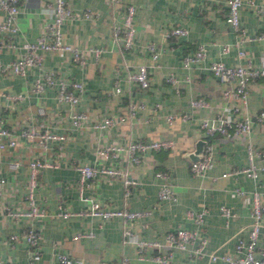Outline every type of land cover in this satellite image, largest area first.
<instances>
[{
  "label": "crops",
  "instance_id": "0c3cea01",
  "mask_svg": "<svg viewBox=\"0 0 264 264\" xmlns=\"http://www.w3.org/2000/svg\"><path fill=\"white\" fill-rule=\"evenodd\" d=\"M49 1L53 0L20 2L16 18L18 29L13 33L0 32V39L8 43L0 49L1 62L17 57L22 51V41L33 40L44 30L48 21L44 7ZM68 3L77 15L63 21L62 40L84 49L86 56L82 64L73 61L69 51L46 50L41 64L28 66L23 74L0 70V116L15 139L13 145L0 149V176L5 178L0 193V264H57L61 252L78 255L83 259L82 264H110L112 261L158 264L150 257L149 250L145 251L144 258H139L132 242L122 243V222L118 216L76 212L87 208L93 199L111 208L149 209V214L131 222L132 231L138 235L163 239L168 229L177 226L195 229L197 236L189 242V249L195 247L202 236L206 238L201 254L193 256L188 249L175 248L169 264H228L225 259H211L208 254L234 255L237 239L247 237L251 190L255 184L264 202V169L259 174V183L238 170L247 164L248 141L254 150L264 151V115L261 119L256 116L264 106V76H257L248 83V99L246 105H242L235 97L223 94L227 83L214 76L207 64L212 59H221L227 64L249 61L252 66L264 61V40L252 38L264 30V0H243L239 9L241 31H234L225 19L226 0H123L118 5L109 0H68ZM126 3L136 7L137 29L133 46L120 53L112 42V24L121 21ZM84 10L93 11L92 16L83 15ZM2 17L0 8V19ZM174 25L185 27L187 32L167 36L165 31ZM149 42L159 50L155 59L147 48ZM200 43L206 50L203 61L188 69L182 67V55ZM223 43L230 46L226 52L220 51ZM94 46L104 48L100 55L92 52ZM238 48L243 49V55L238 54ZM124 61L129 69H135L137 63H145L149 85L144 87L137 81L128 83ZM47 70L53 71L56 83L45 85L41 91H32L35 77ZM167 75L174 76L176 83H171ZM61 79L82 81L84 88L77 103L57 98V82ZM116 85L119 91H115ZM15 93L23 97L16 98ZM196 97H202L206 103L192 106L190 100ZM236 105L239 111L234 110ZM75 109L86 115L82 125L71 123L70 114ZM168 113L176 114L171 122L166 118ZM183 113L187 114L184 118ZM224 113L233 116L247 113L251 120L250 131L247 135H234L228 129L224 135L212 136L211 166L203 174L192 173L190 162L194 159V150L199 140L205 139L200 120ZM119 114L125 118L114 124L101 128L91 125L92 121L106 115ZM29 121L64 133L65 138L50 140L43 148L35 139L22 135L21 129ZM161 137L174 139V145L147 151L138 162L131 161L123 150L108 157L96 152L104 144ZM33 157L54 163L41 167L37 174L34 199L44 213L13 217L7 207H28L25 195L28 161ZM10 159L19 160V165L8 167ZM254 159L258 164L264 163L259 155ZM83 163L98 168L113 166L125 172L131 179L129 193H124L121 175L100 171L80 191L76 166ZM155 170L167 173V180L177 195L175 200L158 197L162 178L154 174ZM224 171L226 175H222ZM236 188L244 191L238 192ZM222 203L233 212L228 219L219 212ZM59 204L71 212L61 215ZM201 208L206 209L202 223L185 214L187 209ZM30 225L39 231L38 259L30 257L27 242L20 234ZM87 230L93 234L73 237ZM260 233L264 236V224ZM11 234L16 235L15 238L11 239ZM123 257L126 258L124 263L121 262Z\"/></svg>",
  "mask_w": 264,
  "mask_h": 264
},
{
  "label": "built area",
  "instance_id": "2783aa9c",
  "mask_svg": "<svg viewBox=\"0 0 264 264\" xmlns=\"http://www.w3.org/2000/svg\"><path fill=\"white\" fill-rule=\"evenodd\" d=\"M25 0H0V8L3 10V17L0 19V32L13 33L18 29L16 18L20 11V2ZM111 4L118 5L123 0H109ZM252 1V0H248ZM243 0H226V14L225 19L234 31H241L239 9ZM47 13L48 21L44 27V30L33 40H24L21 43L22 51L14 59L5 63L0 61V70L9 74H23L26 68L30 65H40L43 53L46 50H65L69 51L73 61L78 64H82L85 61V51L81 47L72 44L70 42L62 40V24L66 18L77 15L68 3V0H53L47 2L44 7ZM136 7L133 3H126L122 12L121 21L112 24V42L120 53L133 46V40L136 33V25L134 23V14ZM83 15L89 17L92 16L93 11L84 10ZM187 29L183 26L174 25L170 27L165 34L167 36L185 34ZM252 38L264 40V30L252 35ZM8 43L0 39V49L3 45ZM229 44L223 43L220 46L221 52L229 50ZM150 55L153 59L159 56V50L155 48L154 43H147ZM95 56L101 54L104 50L103 47L94 46L91 47ZM239 55H243L242 48H238ZM206 50L204 44H198L192 51L186 52L181 57V66L188 69L194 64H198L205 58ZM126 66V80L128 83L137 81L141 86H148L149 71L145 63L140 62L136 64L135 69H129L128 63L123 62ZM208 69L216 76L220 81H223L226 86L223 88V94L226 96H233L242 105H246L248 99V83L257 76H264V61L258 66H252L249 61L238 64H227L221 59H212L207 64ZM54 73L52 70L45 71L42 76L35 77L31 85V90L38 92L43 90L44 86L56 83L54 79ZM171 83L175 84L176 79L172 75L166 77ZM57 98L61 101H67L70 104L77 103L80 97V93L83 90V83L78 79L64 80L61 79L58 82ZM120 87L116 85L115 91H119ZM16 98H21V93L13 94ZM206 101L202 97H196L190 100L192 106L204 105ZM133 104L130 103V108H133ZM235 111H239V106H234ZM43 112V109H39ZM176 114L168 113L166 118L169 122L172 121ZM264 115V106L257 112V118L261 119ZM187 114L183 113L182 117H186ZM71 123L74 126H79L84 123L85 113L81 110H73L70 114ZM122 114L115 117L106 115L101 120L92 121L91 125L94 128H101L106 125L114 124L118 120L124 119ZM200 127L205 134V142L203 148L197 158H194L190 162V169L194 174H203L206 169L212 164V143L211 137L215 134L224 135L228 129L232 130L234 135H247L250 131L251 120L247 113L233 116L231 113L217 114L216 117L207 118L204 117L200 120ZM22 135L29 140L35 139L39 145L43 148L48 146L50 140H63L65 138L64 133H59L37 125L32 121H29L21 129ZM15 139L12 135L11 129L5 124L4 119L0 116V149L6 145H13ZM174 145V139L168 137L154 138V139H129L125 144H104L96 149V152L104 157L116 154L118 151H124L127 157L133 161L138 162L144 156L147 151L156 149H166ZM259 155L264 158L263 150H254L250 141L247 142V164L238 170L243 171L247 176L251 177L254 183H259V174L264 169V163H256L254 156ZM19 160H8V167L16 168L19 165ZM52 161L43 160L40 157H33L28 161V181L26 188V198L28 201V207L26 209H16L7 207V211L13 217L25 215L27 217L33 215H41L44 213L43 208L37 207L34 199L35 189L37 187V174L41 167L52 166ZM76 168L79 171L78 187L82 191L84 187L88 186L94 179L96 173L106 172L110 175H121L123 177L124 193H129V184L131 179L126 173L121 172L120 169L113 166L95 167L90 163L78 164ZM154 174L162 178V182L158 188L157 195L160 199L169 198L175 200L177 195L173 189L171 183L167 180V173L164 170H155ZM227 172H222V175H226ZM5 182V178L0 176V193L2 184ZM254 189L251 190V206H250V222L248 225L247 237H239L235 243L236 253L234 255L228 253H214L210 252L208 255L211 259L223 258L228 264H264V236L261 237V227L264 224V202L261 200L260 191L257 188V184ZM238 192H243L242 188H236ZM59 213L63 216H67L71 211L65 209L61 204L58 205ZM79 214L87 213L91 215H99L101 217L118 216L122 222V243L132 242L135 245V250L139 258H144V253L149 250L150 257L155 259L158 264H169L170 258L173 254V249H188L191 255L195 256L203 252V248L206 242L205 237H201L195 247L189 249V242L193 241L197 236V230L177 226L173 229H168L164 233L163 239L157 237H147L134 233L131 229V222L133 219L144 216L150 213L149 209H131L126 206L121 207H106L100 203V201L93 199L90 201V205L85 209L76 211ZM205 208L199 210L187 209L185 214L197 223H202L204 219ZM219 212L225 219H228L233 214L231 208L222 203L219 205ZM28 245V253L31 258L38 259L40 257L39 249V231L33 227L28 226L22 229L21 233ZM91 230L79 231L73 235V237L92 235ZM16 235L11 234L10 238H15ZM166 247V249L164 248ZM57 264H74L75 262L82 264L83 259L78 255L74 256L67 252H61L58 254ZM125 257L121 262L124 263ZM110 264H116L114 261ZM190 264H198L191 262Z\"/></svg>",
  "mask_w": 264,
  "mask_h": 264
},
{
  "label": "water",
  "instance_id": "95a60500",
  "mask_svg": "<svg viewBox=\"0 0 264 264\" xmlns=\"http://www.w3.org/2000/svg\"><path fill=\"white\" fill-rule=\"evenodd\" d=\"M205 140L200 139L199 142L197 143V146L194 150V158H197V154L199 153V151L203 148V144H204ZM197 156V157H196Z\"/></svg>",
  "mask_w": 264,
  "mask_h": 264
}]
</instances>
